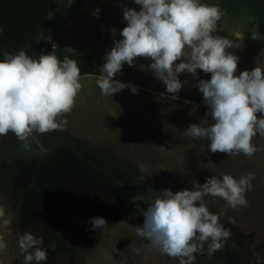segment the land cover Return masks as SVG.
<instances>
[{"label": "rangeland", "instance_id": "obj_1", "mask_svg": "<svg viewBox=\"0 0 264 264\" xmlns=\"http://www.w3.org/2000/svg\"><path fill=\"white\" fill-rule=\"evenodd\" d=\"M223 12L213 35L239 47L226 51L238 57L236 75L264 68V31L248 10L230 12L222 0H200ZM125 8L140 10L134 0H0V59L23 49L29 55H56L57 47L91 51L102 65L127 25ZM98 10V11H97ZM52 14L49 18V14ZM240 34L237 40L235 33ZM39 41V42H38ZM179 61H177L178 63ZM150 58L124 64L114 79L128 87L103 95L95 74L80 76L82 88L67 124L19 141L0 136V264H23L17 234L42 238L48 259L41 264H179L136 235L143 210L163 189L199 190L207 178L253 173L247 207L238 211L220 197L205 196L208 209L221 218L231 236L209 254L207 244L194 264H264V136L252 143L257 152L212 153L209 141L193 138L187 128L211 124L198 77L186 81L172 99L155 77ZM137 91H131L132 86ZM258 117L261 114H257ZM195 186V187H194ZM107 224L92 230L90 218Z\"/></svg>", "mask_w": 264, "mask_h": 264}, {"label": "clouds", "instance_id": "obj_2", "mask_svg": "<svg viewBox=\"0 0 264 264\" xmlns=\"http://www.w3.org/2000/svg\"><path fill=\"white\" fill-rule=\"evenodd\" d=\"M134 3L140 5V10L124 9L127 25L120 33L123 39L116 40L106 54L103 74L97 79L101 93L113 96L128 87L114 77L125 63L131 66L138 57L151 59L150 70L173 94L172 99L178 98L176 94L186 83L178 78L179 74L198 77V69L210 73V79H198V88L208 106L205 121L210 115L212 123H193L187 128L188 134L207 139L212 153L253 156L258 150L253 137L257 133L264 136V68L257 65L251 71L235 74L238 57L226 50L239 44L213 35L223 16L221 9L200 0ZM51 16L50 13L48 17ZM3 30L0 25V32ZM235 36L240 39L238 32ZM80 73L74 59L61 62L52 53L34 57L23 49L5 52L0 59V136L11 132L23 142L33 133L43 134L66 125L67 120L58 117L72 111L82 88ZM131 91L135 93L136 86ZM254 178L251 172L239 179L224 174L222 178H207L199 190L174 193L163 189L143 210V224L137 227L136 235L169 257L179 259V264H194V254L202 253L205 244L212 254L231 236L221 218L205 205L204 197H220L238 211L248 206L246 193ZM3 214L0 211V216ZM89 223L96 230L107 221L96 216ZM17 237L23 264L47 261L42 238L29 232L18 233ZM5 246L0 237V249Z\"/></svg>", "mask_w": 264, "mask_h": 264}, {"label": "trees", "instance_id": "obj_3", "mask_svg": "<svg viewBox=\"0 0 264 264\" xmlns=\"http://www.w3.org/2000/svg\"><path fill=\"white\" fill-rule=\"evenodd\" d=\"M225 7L232 13L248 10L256 19L259 27L264 31V0H222ZM56 56L62 62L65 58L74 59L81 69L80 76L95 74L102 63L88 49L70 50L64 47L55 49Z\"/></svg>", "mask_w": 264, "mask_h": 264}, {"label": "water", "instance_id": "obj_4", "mask_svg": "<svg viewBox=\"0 0 264 264\" xmlns=\"http://www.w3.org/2000/svg\"><path fill=\"white\" fill-rule=\"evenodd\" d=\"M27 141V139L25 140V142Z\"/></svg>", "mask_w": 264, "mask_h": 264}, {"label": "crops", "instance_id": "obj_5", "mask_svg": "<svg viewBox=\"0 0 264 264\" xmlns=\"http://www.w3.org/2000/svg\"><path fill=\"white\" fill-rule=\"evenodd\" d=\"M89 75V74H88Z\"/></svg>", "mask_w": 264, "mask_h": 264}]
</instances>
